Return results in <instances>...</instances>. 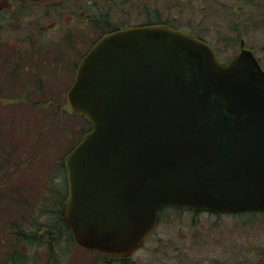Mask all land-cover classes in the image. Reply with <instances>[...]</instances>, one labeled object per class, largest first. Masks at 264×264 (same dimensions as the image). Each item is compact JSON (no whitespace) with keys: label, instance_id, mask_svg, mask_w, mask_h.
Segmentation results:
<instances>
[{"label":"water","instance_id":"1","mask_svg":"<svg viewBox=\"0 0 264 264\" xmlns=\"http://www.w3.org/2000/svg\"><path fill=\"white\" fill-rule=\"evenodd\" d=\"M67 101L91 124L65 158L61 211L83 248L129 257L167 206L264 211V69L252 50L221 62L188 31L127 27L86 53Z\"/></svg>","mask_w":264,"mask_h":264},{"label":"rangeland","instance_id":"2","mask_svg":"<svg viewBox=\"0 0 264 264\" xmlns=\"http://www.w3.org/2000/svg\"><path fill=\"white\" fill-rule=\"evenodd\" d=\"M60 1H26L27 5L39 2L40 7L36 16L24 20L45 21L42 16L48 10L47 5L54 6ZM6 3L7 0H0V8ZM70 5L69 12L74 15L63 18L66 24L71 20L77 27L76 14L83 11L113 17L115 28L161 22L196 33L211 43L222 59H230L240 52L243 41L244 47L252 48L264 68V29L257 27L253 19L244 22L254 8L243 6L240 0H78L71 1ZM57 18V14H51L50 19L48 16L47 29ZM27 28L24 25L20 32H27ZM234 28L235 33L231 31ZM61 31L52 27L47 31L48 37L55 41L62 35ZM236 34H239L237 43L233 41ZM98 37L81 35L82 48L70 49L67 53L78 62ZM50 39L42 44L52 42ZM62 90L46 89L42 96L48 99L54 94L58 100L48 99L47 103L36 107L0 97V161L4 154V161H8L0 162V227L15 220L28 221L31 225L33 221L36 225L48 178L56 175L61 183L54 186L61 191L65 187L63 174L54 166L62 160L65 162L90 127L82 117L72 114L67 90ZM65 133L70 138L65 137ZM9 151L13 152L10 158ZM36 153L43 160L33 163L32 158H39L35 157ZM169 211L167 216H162L151 238L131 257L137 264H264V213L216 215L180 209ZM45 218L48 216L42 217ZM77 245L75 250L78 251L81 246ZM30 251L36 252L35 246L30 247ZM34 256L32 264L50 262V254L45 249L39 248ZM91 257L73 252L70 264H90Z\"/></svg>","mask_w":264,"mask_h":264},{"label":"trees","instance_id":"3","mask_svg":"<svg viewBox=\"0 0 264 264\" xmlns=\"http://www.w3.org/2000/svg\"><path fill=\"white\" fill-rule=\"evenodd\" d=\"M26 1L28 0H7L6 5L0 8V97L37 106L40 103H47L48 99L54 97V94L48 99L42 96L46 89L55 91L63 89L62 92L69 89V84L74 80L77 65L72 72L65 70L66 64H68L66 63L69 54L67 52L70 49H79L82 45L81 35L99 36L91 44L90 47H92L104 35L121 28L113 26L114 18L112 16L110 18L102 13L86 11L76 14L77 27L71 20L66 24L63 18H72L74 15L69 12V8L72 7L71 1L78 0H61L54 6L47 5L48 10L42 16L46 22L44 20L43 22H26L24 19L32 15L36 16L40 7L39 2L27 5ZM240 1H243L245 7L254 8L253 12H250L249 18L244 22L248 23L250 19H253L256 21L257 27L264 29V0ZM51 14L59 16L57 21L52 23L53 29H62V35L55 41L54 38L50 39L48 37L50 34L47 33L52 29V27L47 29V18L49 16L50 19ZM157 24L163 25L161 22ZM24 25L29 28H27V32L22 33L20 30ZM145 25H154V23L149 22ZM231 31L235 33V28ZM193 34L196 33L193 32ZM196 36L202 38L199 35ZM77 38L80 40L77 41ZM48 39L52 42H46L47 44L43 45L42 41ZM238 39L239 34H236L233 41L237 43ZM89 127L91 128L90 124ZM60 131L63 132L64 129L60 128ZM67 134H64L65 137ZM9 152L8 157L10 158L13 156V152ZM38 156L39 153H36L35 157ZM1 159L8 163V161H4L5 154ZM40 160H43V157L39 156L35 160L32 158L31 161L34 163V161L40 162ZM54 167L59 169L60 174L66 171L63 160ZM47 182L48 185L44 186L43 200L40 203L41 212H38L39 219L37 218L36 225L33 221V225H31L28 221L15 220L6 222L5 226L0 227V264H32L36 259L34 254L39 248L45 249L50 254L49 264H70L73 252L83 256H92L90 264H137L131 257H108L82 247H79V252L75 250L76 246L78 247L77 242L61 212L68 197L66 186L64 185L63 191L54 186L56 183L59 184L56 175L48 178ZM170 209L173 208H163L159 215V222L164 214L168 215ZM247 213L260 214V212ZM46 216L48 218L43 220L42 217ZM32 246H35L36 249L34 253L30 251Z\"/></svg>","mask_w":264,"mask_h":264},{"label":"flooded vegetation","instance_id":"4","mask_svg":"<svg viewBox=\"0 0 264 264\" xmlns=\"http://www.w3.org/2000/svg\"><path fill=\"white\" fill-rule=\"evenodd\" d=\"M81 44H83V43H81ZM212 45V44H211ZM212 47L214 48V50H215V52H216V54H217V57H218V59L221 61V62H229L234 56H236L238 53H240L241 51H242V49H243V42H241V50H240V52H238L236 55H234L232 58H230V59H222V57L220 56V53H219V51L212 45ZM80 48H82V45L80 46ZM88 52V50L86 49L85 50V52L80 56V60L77 62V61H74L73 60V57H72V55L71 54H68L67 55V61H66V63H68V64H66L65 66L67 67V68H65V70L66 71H68V72H72L73 70H74V67L77 65V68H76V72H77V70H78V67H79V64L81 63V61H82V59L84 58V56L86 55V53ZM76 74V73H75ZM74 79H75V77H74ZM74 81V80H73ZM71 83V82H70ZM73 83V82H72ZM72 83L71 84H69L70 86L72 85ZM69 86V87H70ZM66 94H67V92H66ZM66 98H67V96H66ZM50 99H56V100H58V98L56 97V96H54V97H52V98H50ZM18 102H20V101H18ZM54 102V101H53ZM67 136L70 138V135H68L67 134ZM80 141V140H79ZM76 146V145H75ZM74 146V147H75ZM73 147V148H74ZM71 152V151H70ZM65 163V162H64ZM62 174H64V176H63V179H64V183H65V186H66V189H67V192H68V194H69V185H68V179H67V171H65V172H63ZM57 182L60 184L61 183V181H60V178H57ZM261 213V212H260Z\"/></svg>","mask_w":264,"mask_h":264}]
</instances>
